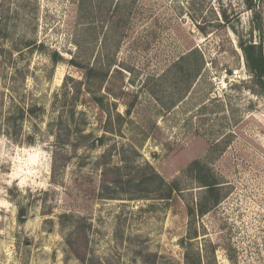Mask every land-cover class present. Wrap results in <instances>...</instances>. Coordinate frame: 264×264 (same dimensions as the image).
Wrapping results in <instances>:
<instances>
[{"label": "rangeland", "instance_id": "1", "mask_svg": "<svg viewBox=\"0 0 264 264\" xmlns=\"http://www.w3.org/2000/svg\"><path fill=\"white\" fill-rule=\"evenodd\" d=\"M247 40L264 0H0V264H264Z\"/></svg>", "mask_w": 264, "mask_h": 264}, {"label": "trees", "instance_id": "2", "mask_svg": "<svg viewBox=\"0 0 264 264\" xmlns=\"http://www.w3.org/2000/svg\"><path fill=\"white\" fill-rule=\"evenodd\" d=\"M241 47L245 53L247 66L252 73L255 81L264 91V52L261 43H253L252 40L243 41ZM192 54V53H191ZM189 54L188 56H190ZM102 141V140H101ZM162 180V178L159 176ZM164 183V180H162ZM203 182V181H202ZM204 185L208 186L207 191L213 192L216 188L215 182H203ZM170 191L179 189L175 184L169 185ZM171 197V196H170Z\"/></svg>", "mask_w": 264, "mask_h": 264}]
</instances>
